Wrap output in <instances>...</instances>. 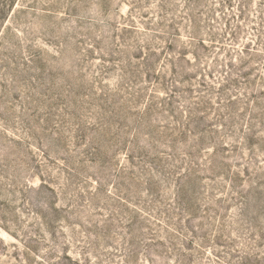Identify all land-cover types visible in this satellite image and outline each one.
<instances>
[{
  "label": "rangeland",
  "instance_id": "374dc122",
  "mask_svg": "<svg viewBox=\"0 0 264 264\" xmlns=\"http://www.w3.org/2000/svg\"><path fill=\"white\" fill-rule=\"evenodd\" d=\"M0 264H264V0H0Z\"/></svg>",
  "mask_w": 264,
  "mask_h": 264
}]
</instances>
